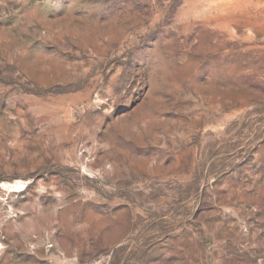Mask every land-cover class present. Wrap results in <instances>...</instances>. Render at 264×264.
<instances>
[{
	"label": "rangeland",
	"instance_id": "rangeland-1",
	"mask_svg": "<svg viewBox=\"0 0 264 264\" xmlns=\"http://www.w3.org/2000/svg\"><path fill=\"white\" fill-rule=\"evenodd\" d=\"M0 264H264V0H0Z\"/></svg>",
	"mask_w": 264,
	"mask_h": 264
}]
</instances>
